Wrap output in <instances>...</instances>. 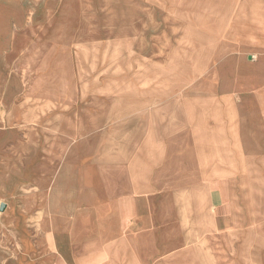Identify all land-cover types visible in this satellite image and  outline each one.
I'll list each match as a JSON object with an SVG mask.
<instances>
[{"label": "crops", "instance_id": "0c3cea01", "mask_svg": "<svg viewBox=\"0 0 264 264\" xmlns=\"http://www.w3.org/2000/svg\"><path fill=\"white\" fill-rule=\"evenodd\" d=\"M226 1L221 89L126 106L78 153L53 142L49 92L6 73L23 7L0 0V243L14 242L15 264H199L204 251L212 264L238 206L231 179L246 150L264 160V0Z\"/></svg>", "mask_w": 264, "mask_h": 264}, {"label": "rangeland", "instance_id": "374dc122", "mask_svg": "<svg viewBox=\"0 0 264 264\" xmlns=\"http://www.w3.org/2000/svg\"><path fill=\"white\" fill-rule=\"evenodd\" d=\"M20 3L1 62L6 73L21 77L23 89L49 92L54 108L47 117L58 121L53 142L58 146L64 135L71 152L80 153L87 136L107 131L112 113L126 106L169 105L194 91L221 89L214 74L221 68L217 46L226 40V0ZM239 84L243 92L256 88V82ZM251 151H245V171L231 179L239 210H230L229 241L214 240L212 264H264V160ZM13 246L0 243V264L18 260ZM203 253L199 264H209Z\"/></svg>", "mask_w": 264, "mask_h": 264}, {"label": "bare ground", "instance_id": "6f19581e", "mask_svg": "<svg viewBox=\"0 0 264 264\" xmlns=\"http://www.w3.org/2000/svg\"><path fill=\"white\" fill-rule=\"evenodd\" d=\"M149 223V222H148Z\"/></svg>", "mask_w": 264, "mask_h": 264}, {"label": "water", "instance_id": "95a60500", "mask_svg": "<svg viewBox=\"0 0 264 264\" xmlns=\"http://www.w3.org/2000/svg\"><path fill=\"white\" fill-rule=\"evenodd\" d=\"M3 210V209H2Z\"/></svg>", "mask_w": 264, "mask_h": 264}]
</instances>
